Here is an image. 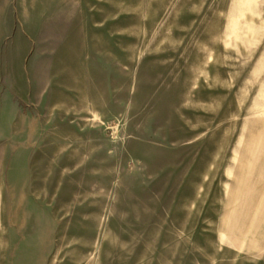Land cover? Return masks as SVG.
Segmentation results:
<instances>
[{
    "label": "rangeland",
    "instance_id": "1",
    "mask_svg": "<svg viewBox=\"0 0 264 264\" xmlns=\"http://www.w3.org/2000/svg\"><path fill=\"white\" fill-rule=\"evenodd\" d=\"M264 0H0V264H264Z\"/></svg>",
    "mask_w": 264,
    "mask_h": 264
},
{
    "label": "crops",
    "instance_id": "2",
    "mask_svg": "<svg viewBox=\"0 0 264 264\" xmlns=\"http://www.w3.org/2000/svg\"><path fill=\"white\" fill-rule=\"evenodd\" d=\"M262 238H263V245L262 246L264 247V235L262 236Z\"/></svg>",
    "mask_w": 264,
    "mask_h": 264
}]
</instances>
